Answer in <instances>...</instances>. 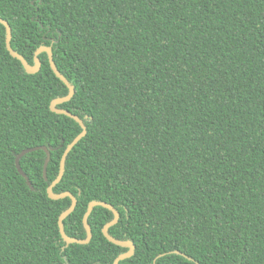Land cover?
<instances>
[{
	"label": "trees",
	"instance_id": "16d2710c",
	"mask_svg": "<svg viewBox=\"0 0 264 264\" xmlns=\"http://www.w3.org/2000/svg\"><path fill=\"white\" fill-rule=\"evenodd\" d=\"M11 47L30 65L50 47L76 90L57 109L88 135L54 190L85 241L93 202L114 207L110 235L136 246L121 264H264V0H0ZM0 24V264H115L114 215L97 208L93 240L67 247L70 199L47 189L82 134L50 104L68 90L39 55L29 75ZM20 160L29 183L18 174ZM180 253L181 255H176Z\"/></svg>",
	"mask_w": 264,
	"mask_h": 264
},
{
	"label": "water",
	"instance_id": "95a60500",
	"mask_svg": "<svg viewBox=\"0 0 264 264\" xmlns=\"http://www.w3.org/2000/svg\"><path fill=\"white\" fill-rule=\"evenodd\" d=\"M0 24L5 28V33H6L5 46H6V49H7L8 53H9V55L12 58L18 60L21 63V65L23 66V68H24V70H25V72L27 74H29V75L37 74L39 72V70H40V67H41V62H40L38 57L42 53L47 54L49 65H50V69L52 70V72L56 76V78H58L59 81L68 90L67 97H65L63 99H57V100L53 101L50 104L49 110L54 115L67 117V118L73 120L74 122H76L80 126V128L83 131L82 134L65 151L64 156H63L62 161H61V169H60L59 177L47 189V197H49V199L51 201L59 202V201L67 200V199H70L72 201L71 208L67 212H65L61 216V218L59 220V229H60V234H61V237H62L63 241L66 243L67 247H70V246H73V245L88 246L89 244H91V242L93 240V232H92L91 226L89 225V220H90V217L92 216V214L94 213V211L97 208H102V209H105V210L111 212L114 215L113 222L108 224L103 230L104 237L112 245H114L116 247H119V248H122V249H125V250H128V253L120 256L115 261V264H121V263H123V262H125L127 260L132 259L135 256V254H136V246L132 242H121V241H118V240L114 239L110 235V230L115 228L119 224L120 219H121L119 212L114 207H112L111 205H108V204H105V203H97V202H93V203L90 204L88 212H87V214L85 215V218H84V227H85V230L87 232V239L85 241H80V240H77V239H71V238H69L67 236L64 223L70 216H72L75 213L76 208L78 206V201L70 193H65V194H62V195H56L54 190L56 189V187L58 185L61 184V182L63 181V179L65 177V174H66V163H67L68 157L70 156L72 151L79 145V143L81 141H83L87 137L88 132H87V128H86L84 122L81 119H79L78 117L74 116L73 114H71V113H69L67 111L59 110L57 108L62 106V105H64V104L70 103L74 99V97L76 95V90H75V88L73 86H71L69 84V82L58 71V69H57V67L55 65V62L53 60V54H52V51H51L50 47L41 46L40 48H38L36 50V52L34 53L33 65H30L20 54H18L17 52H15L12 49V47H11L12 32H11V28H10L9 24L5 20H3L1 18H0ZM40 151L44 152L45 155H46V160H45V163H44V166H43V177H44L45 182H47V167H48V164L50 162V152L46 148H36V149L25 151V152L21 153L19 156H17L16 160H15V166H16V169L18 171V174L26 181L27 186L31 190H33L32 186H31V184L29 183V180L26 178V176L23 174V172H22V170L20 168V160L24 156H26L28 154H31V153H34V152H40ZM175 254L184 256V255H182L180 253H175Z\"/></svg>",
	"mask_w": 264,
	"mask_h": 264
}]
</instances>
